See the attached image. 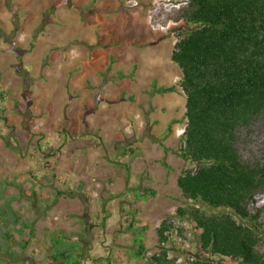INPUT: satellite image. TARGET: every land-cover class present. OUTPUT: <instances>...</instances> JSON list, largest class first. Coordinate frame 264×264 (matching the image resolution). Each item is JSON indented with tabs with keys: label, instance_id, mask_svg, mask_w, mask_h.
<instances>
[{
	"label": "rangeland",
	"instance_id": "374dc122",
	"mask_svg": "<svg viewBox=\"0 0 264 264\" xmlns=\"http://www.w3.org/2000/svg\"><path fill=\"white\" fill-rule=\"evenodd\" d=\"M140 1L149 7L151 26L165 30L171 44L176 42L173 29L179 25L178 13L188 0H132V4ZM173 96L174 102L167 98L165 104L164 98L154 100L152 110L139 108L142 113L130 116L134 126L123 138L111 132L113 124L106 126L110 138L89 126L78 133L80 124L85 126L79 121L82 118L70 119L69 132L78 137L73 140L63 130L58 141L44 140L43 147L47 144L60 150L48 159L34 148V142L25 139L28 132L24 140L18 139L23 149L29 147L27 156L21 157L7 147L13 141L0 130V264H48L50 250L60 253L63 246L72 253L66 264H74L84 245L85 258L79 264H145V259L132 258L134 237L143 235L147 257L158 250L159 224L168 215L174 216L184 202L177 176L193 166L176 154L187 121L186 97ZM172 102L177 105L170 112L166 106ZM238 145L245 161L264 162V121L241 130ZM144 187L154 188L155 194L148 192L147 198L137 200ZM69 188L78 194L53 202L58 189ZM257 209L264 223V194H258L250 204L252 212ZM105 215L109 217L103 226ZM132 219L135 228L131 229ZM6 231L10 237L5 236ZM187 234L190 251L196 254L193 234ZM80 235H84V245L79 242ZM77 244L81 247L76 248ZM260 249L264 253V241ZM178 253V249L171 252Z\"/></svg>",
	"mask_w": 264,
	"mask_h": 264
},
{
	"label": "trees",
	"instance_id": "16d2710c",
	"mask_svg": "<svg viewBox=\"0 0 264 264\" xmlns=\"http://www.w3.org/2000/svg\"><path fill=\"white\" fill-rule=\"evenodd\" d=\"M178 15L171 60L181 70L187 121L176 154L193 166L177 176L184 202L159 224L158 250L147 257L143 235L137 233L132 258L145 264H264L261 210H250L256 196L264 194V162L245 161L238 145L241 130L264 121V0H188ZM65 132L73 140L78 137ZM29 141L45 159L60 152L43 147L42 134L31 133ZM10 148L21 157L29 152L17 138ZM66 189H58L53 202L78 194ZM148 192L154 195L155 189L144 187L137 200ZM134 222L129 228H135ZM188 232L196 254L190 251ZM83 239L80 235L81 245ZM85 248L74 264L85 258ZM175 249L179 253L171 254ZM71 254L65 246L60 253L50 250L48 264H66Z\"/></svg>",
	"mask_w": 264,
	"mask_h": 264
},
{
	"label": "crops",
	"instance_id": "0c3cea01",
	"mask_svg": "<svg viewBox=\"0 0 264 264\" xmlns=\"http://www.w3.org/2000/svg\"><path fill=\"white\" fill-rule=\"evenodd\" d=\"M148 8L132 0H0L1 132L13 142L27 132L56 142L81 117L78 133L89 126L110 138L113 124L123 138L139 108L185 95L171 60L175 42L151 26Z\"/></svg>",
	"mask_w": 264,
	"mask_h": 264
}]
</instances>
